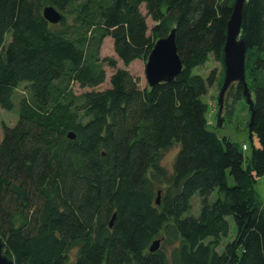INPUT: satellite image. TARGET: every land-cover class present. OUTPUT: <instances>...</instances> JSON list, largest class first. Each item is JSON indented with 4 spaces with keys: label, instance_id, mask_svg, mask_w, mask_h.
<instances>
[{
    "label": "trees",
    "instance_id": "obj_1",
    "mask_svg": "<svg viewBox=\"0 0 264 264\" xmlns=\"http://www.w3.org/2000/svg\"><path fill=\"white\" fill-rule=\"evenodd\" d=\"M236 1L0 0V108L13 110L22 85L28 92L0 143V239L15 264H264L255 189L264 177V0H246L242 21L254 155L209 127L204 100L222 88ZM46 7L62 22L49 23ZM173 30L183 69L172 82L141 88L117 60L100 59L111 39L124 67L146 63ZM211 58L222 76L193 73ZM106 63L114 73L99 90ZM242 92L231 86L224 114ZM174 147L169 174L162 160ZM230 218L237 233L226 243Z\"/></svg>",
    "mask_w": 264,
    "mask_h": 264
},
{
    "label": "water",
    "instance_id": "obj_2",
    "mask_svg": "<svg viewBox=\"0 0 264 264\" xmlns=\"http://www.w3.org/2000/svg\"><path fill=\"white\" fill-rule=\"evenodd\" d=\"M246 0H237L233 8L231 18L227 25L226 42L223 47V64L225 67L224 81L218 97V128L224 123V109L226 95L233 84H242V100L249 106L251 112V121L249 125V138L253 147V155L256 146H254V116L255 102L252 95V90L246 83V54L247 43L246 38L242 34L243 8ZM44 18L51 24L57 25L62 22L63 15L53 7L44 9ZM177 31L173 30L170 35L159 40L151 52L148 61L146 62V79L150 87H155L161 83H169L174 81L182 72L183 64L178 54ZM70 139H75L74 133L68 136ZM157 204H160V197L157 199ZM116 215L113 217L110 226L113 227ZM162 241H155L150 252L155 253L160 250ZM0 264H15L7 255L4 254V244L0 239Z\"/></svg>",
    "mask_w": 264,
    "mask_h": 264
},
{
    "label": "rangeland",
    "instance_id": "obj_3",
    "mask_svg": "<svg viewBox=\"0 0 264 264\" xmlns=\"http://www.w3.org/2000/svg\"><path fill=\"white\" fill-rule=\"evenodd\" d=\"M149 29L151 31L153 27V23L149 20ZM150 33V32H149ZM100 59L103 61L105 58L114 59L118 62V68H125L139 81V85L141 88H145L147 86V79H146V63L143 61H137L134 62L131 66L128 68L124 67L122 62L118 59L114 52V46L111 39H105L104 43L101 46L100 49ZM104 68L107 72V81L106 83L99 87V90H105L110 87V77L114 73V69L109 67V65L106 63L104 64ZM213 71H217V75L222 76L223 67L216 59L211 58L210 61L203 67H199L194 70L195 75H200L203 77H208ZM74 93L76 95H80L88 90H81L78 87L73 88ZM220 87L218 84H216L213 88L210 89L208 95L204 98L207 106H208V112H207V119L209 122V127L216 131L218 136L223 139L227 138L232 143L236 144L240 148H242L244 145L248 147V150L244 151V154L246 157L250 158L253 153V147L250 142L249 138V125L251 120V113L249 110V106L244 101H238L234 104V110L232 114H228L225 112L224 114V123L223 125L218 128V97L220 94ZM28 92L25 89V86L22 85L15 93L14 95V103L15 106L12 111H5L2 108H0V143L3 138V126L7 125L10 127H13L16 125V123L19 120L20 116V100L23 97H26ZM257 142L255 141L254 146H256ZM179 151L178 147H174L173 149L169 150L165 153L164 158L162 160V165L165 167L167 172L169 174L172 173L174 160L176 158V155ZM229 184L232 186L234 185V180L232 177L229 176ZM259 201L264 204V177L259 179L257 182V185L255 187ZM216 199V195H213L211 200L214 201ZM201 211V205H200V199L199 197H195L193 200V210L191 212V215L199 216ZM231 223V230L229 237L227 239V242H231L236 237L237 228L235 225V222L232 218L229 219ZM174 246H167L166 250L169 255L171 254Z\"/></svg>",
    "mask_w": 264,
    "mask_h": 264
},
{
    "label": "built area",
    "instance_id": "obj_4",
    "mask_svg": "<svg viewBox=\"0 0 264 264\" xmlns=\"http://www.w3.org/2000/svg\"><path fill=\"white\" fill-rule=\"evenodd\" d=\"M243 149L246 151V150H248V147L245 145V146L243 147Z\"/></svg>",
    "mask_w": 264,
    "mask_h": 264
}]
</instances>
